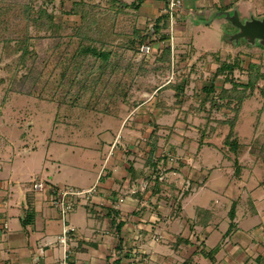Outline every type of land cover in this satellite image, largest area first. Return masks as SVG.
<instances>
[{"label": "rangeland", "instance_id": "rangeland-1", "mask_svg": "<svg viewBox=\"0 0 264 264\" xmlns=\"http://www.w3.org/2000/svg\"><path fill=\"white\" fill-rule=\"evenodd\" d=\"M33 1L35 5L43 4L57 20L65 18L74 22L78 19L69 15L76 0ZM245 2V7L223 11L227 20L218 12L214 28L205 25L200 28L195 45L201 49L213 47V55L209 58L202 55L200 59L197 57L198 60L189 62L186 60L187 52L179 55L181 58H173L169 47L171 61L167 69V64L157 62L162 50L170 46V42L158 41L164 32L156 33L152 25L140 22L130 6L118 11L111 7L110 0H86L89 6L97 7V12L106 13L100 22L105 26L111 24L115 33L120 34L119 37H109L115 45L134 37L135 29L143 31L145 37L138 54L128 53V56L133 57L136 68L145 60L142 65L148 76L139 78L143 83L127 103H120V127L116 120H102L96 114L83 115L81 110L73 111L64 105L7 92L10 84L6 66L12 60L3 55L0 45V158L3 172L12 171L14 176L13 183L8 181V177L0 178L4 182L2 190L9 195L11 188H17L16 179L22 181V187L26 183L31 185V175L44 173L47 190L73 188L86 191L101 179L102 162L115 157L117 166L121 161L139 170L143 181L136 182L137 185L152 188L155 181L163 184L160 188L170 195L161 198L167 202L173 201L174 195L180 197V193L172 192L170 176L176 177L177 185L181 186L186 179L198 173L200 181L208 179L207 187L196 195H190V205L198 202L204 206L210 200L218 205L226 202L228 205L229 201L234 204V200L240 199L236 202L237 207L234 206L244 211L246 195L258 182L264 181V163L255 161L247 152L238 163L233 153L228 152L230 159L224 157L221 148L228 126L217 128V121L232 119L236 102L217 97L223 84L225 89L237 84L241 90L240 85L247 84L252 73L255 74L251 71L255 65L262 77L253 88L247 87L249 96L241 105L233 138L237 137L246 144L255 139L264 140V40L240 36V29L232 21L242 25L263 22L264 0ZM90 10L94 12L91 7ZM24 25L21 24V30ZM103 36L108 38L106 33ZM211 41L212 45L209 44ZM43 43L40 48L47 46V41ZM143 46H149L150 50L143 52ZM222 48L228 52L221 54ZM224 63L231 64L233 68L222 72L220 65ZM155 65L162 71H155ZM168 82H181L184 85L182 91L168 88L165 86ZM210 82H214L218 89L207 95L204 86ZM153 85L161 89H153ZM203 133L205 137H202ZM201 138L205 142L199 147ZM237 164L242 179L236 175ZM196 167L203 170L197 171ZM250 175V185H246ZM6 187L9 190H5ZM256 194L264 195V185L256 190ZM8 199V196L0 195V204L6 205L5 200Z\"/></svg>", "mask_w": 264, "mask_h": 264}, {"label": "crops", "instance_id": "crops-1", "mask_svg": "<svg viewBox=\"0 0 264 264\" xmlns=\"http://www.w3.org/2000/svg\"><path fill=\"white\" fill-rule=\"evenodd\" d=\"M121 1L132 7L144 23L165 15L168 6V0ZM182 2L174 30L173 58H181L179 55L187 52L189 62L214 54L211 46L196 47L200 28L204 25L214 28L223 11L245 7L247 3L245 0ZM224 18L227 20V16ZM222 49L221 54L228 52ZM2 163L0 158V178L8 177L12 182V171L3 172ZM117 163L115 157L102 162V176L93 197L80 200L67 218V223L75 228L67 242L72 249L71 264H129L134 258L137 264H264V195L256 194L264 181L250 189L243 204L245 209L239 211L235 206L240 199L233 201L235 206L230 201L228 205L227 202L218 205L213 200L204 206L198 202L190 205V195L207 187L208 179L200 181L196 172L181 186L177 185L176 177L170 176L172 192L180 193V197L174 195V200L167 202L161 196L170 194L163 188L155 192L153 187L137 185L142 179L139 170L132 178L130 165L119 161L117 166ZM36 174L30 176V181ZM238 177L242 179V172ZM248 177L246 185H250L252 175ZM16 180L17 188L12 185L16 189L5 188L10 192L8 195L2 190L4 182L0 179V195L9 198L6 205L0 204V264H58L63 247L57 240L63 225L57 211L48 205L50 190L35 192L27 183L21 187L22 181ZM120 198H124L123 203ZM30 201L35 218L24 224Z\"/></svg>", "mask_w": 264, "mask_h": 264}, {"label": "trees", "instance_id": "trees-1", "mask_svg": "<svg viewBox=\"0 0 264 264\" xmlns=\"http://www.w3.org/2000/svg\"><path fill=\"white\" fill-rule=\"evenodd\" d=\"M110 2L111 7L118 11L123 10V7L128 8L121 0ZM90 7L94 12H91ZM96 8L89 6L86 0H76L69 15H75L78 19L69 22L65 18L57 20L54 13L43 4L35 5L33 0H1L0 45L3 55L12 60V63L6 66L10 84L7 92L64 105L73 111L81 110L83 115L96 114L102 120H116L120 127L122 122L119 118L120 103H127L134 91L140 89L139 85L143 83L140 79L148 76L147 69L142 65L145 60L136 68L133 57L128 56V53L133 56L138 54L145 37L143 31L135 29L134 37H128L125 43L115 45V41L109 40V37H119L120 34L115 33L110 27L111 24L105 26L100 22L106 13H99ZM21 24H25L22 30ZM146 24L152 25L156 33L164 32L159 35V42L169 43L167 15ZM101 30L103 34H99ZM105 33L108 38L103 36ZM45 41L47 46L40 48L39 45ZM167 47L162 50L163 54L158 57L157 62L167 64L166 68L169 69L171 51L170 46ZM255 67V65L251 67L255 74H250L251 78L247 84L240 85L241 90L237 84L230 89H225L223 84L217 97L221 100L228 99V102H236L233 118L217 121L219 125L217 128H221V125L228 126V133L221 148L223 155L230 159L229 154L233 153L236 163L245 152L254 157L255 161L264 163V140L255 139L246 144L237 137L233 138L241 105L249 96L246 93L247 87L253 88L262 77ZM220 68L225 72L231 70L233 66L224 63ZM153 69L162 71L157 65ZM165 86L181 92L184 85L181 82L178 84L168 82ZM153 89L157 90L158 86L153 85ZM204 90L207 95H212L217 89L212 82ZM202 137H205V133ZM199 141L201 147L204 140L201 138ZM240 170L237 164V176H240ZM128 171L132 178L137 172L132 165ZM153 188L155 192H160V183L155 181ZM231 212L233 215V209ZM34 218L35 213L30 201L24 224L32 223Z\"/></svg>", "mask_w": 264, "mask_h": 264}, {"label": "built area", "instance_id": "built-area-1", "mask_svg": "<svg viewBox=\"0 0 264 264\" xmlns=\"http://www.w3.org/2000/svg\"><path fill=\"white\" fill-rule=\"evenodd\" d=\"M183 6L182 0H168V6L164 10V14L169 18V38L170 47L173 54L174 44V30L177 25V15L180 13ZM143 52L150 50L149 46H143L141 49ZM46 182L42 174H36L31 179V189L35 192H41L46 189ZM97 185L92 186L86 191H81L73 188L55 189L50 191L48 196V205L51 209L57 211L59 218L62 221V232L57 242L63 247V253L58 264H71L72 249L68 247V239L72 232L75 231L74 227H71L67 223L68 216L75 210L76 204L82 200H90L95 191ZM84 195V196H83ZM119 202L123 203L124 198H120ZM4 229H7V225H4ZM135 257V256H134ZM129 264H137L136 258L130 259Z\"/></svg>", "mask_w": 264, "mask_h": 264}, {"label": "water", "instance_id": "water-1", "mask_svg": "<svg viewBox=\"0 0 264 264\" xmlns=\"http://www.w3.org/2000/svg\"><path fill=\"white\" fill-rule=\"evenodd\" d=\"M232 20V19H231ZM237 27L240 29L239 35L242 37H249L251 40L262 39L264 40V21H255L254 23L249 24H240L236 20Z\"/></svg>", "mask_w": 264, "mask_h": 264}]
</instances>
